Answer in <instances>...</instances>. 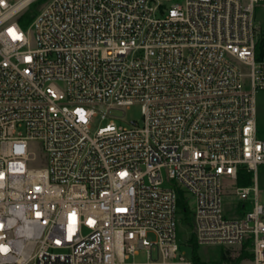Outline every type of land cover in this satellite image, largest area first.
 <instances>
[{"label": "built area", "instance_id": "built-area-1", "mask_svg": "<svg viewBox=\"0 0 264 264\" xmlns=\"http://www.w3.org/2000/svg\"><path fill=\"white\" fill-rule=\"evenodd\" d=\"M35 1L0 0V264H198L182 193L199 245L264 264V0H51L24 26Z\"/></svg>", "mask_w": 264, "mask_h": 264}, {"label": "rangeland", "instance_id": "rangeland-1", "mask_svg": "<svg viewBox=\"0 0 264 264\" xmlns=\"http://www.w3.org/2000/svg\"><path fill=\"white\" fill-rule=\"evenodd\" d=\"M49 2H51V0H37L33 2L27 8L26 11L30 12L32 18H34V16L38 14L43 8H45V6ZM255 19H256V23L264 30V2L257 5L255 10ZM31 20L27 21L25 26L29 25ZM31 34L33 35V31H31ZM240 66L244 73L250 72L249 66H246L242 63H240ZM248 82H249V78H248ZM257 101H258V119H257L258 129L260 136L264 137V91L258 93ZM110 113H111V117L114 118V120L118 124H121L122 126H128L130 121L141 122L142 120L140 102H134L129 106L115 107L111 109ZM107 121H109V118L104 120L102 123H105ZM99 122L100 120L98 118L94 121L93 125L96 127L99 124ZM43 161L45 163L46 160L44 159ZM237 186H238V182L236 183L229 179L225 180V188L228 190L227 191L228 193L230 189H234ZM225 199L228 201L230 206L232 205V202H234V198L230 194H228L225 197ZM190 201L191 203H193V199H190ZM258 201L264 204V166L260 167V171H259ZM226 206L228 207L227 204ZM191 236H192V229L190 228V226L180 221L179 230H178V239L180 242L181 250H183L187 255L193 256V247L189 243V239L191 238ZM226 249H231V248L223 245H215V244L214 245L198 244L197 253L200 256V258L204 261H218L221 257L222 252ZM231 250L233 256L238 255L240 251L239 249H231ZM145 259L146 257L142 253L136 256V260L144 261ZM240 264H253V263L251 259H245Z\"/></svg>", "mask_w": 264, "mask_h": 264}, {"label": "trees", "instance_id": "trees-1", "mask_svg": "<svg viewBox=\"0 0 264 264\" xmlns=\"http://www.w3.org/2000/svg\"><path fill=\"white\" fill-rule=\"evenodd\" d=\"M32 19V15L30 12H25L20 18L19 21L22 25H26L27 21ZM242 170L240 172V176L238 178V184L239 185H248L252 182V174L243 172ZM179 206L181 210V221L183 223H186L190 226V228H193L192 224V218H191V209L189 207V204L187 202V199L184 197L183 193L180 196L179 200ZM189 243L193 247V259L198 264H240L245 259H250L252 257V254L244 249L239 251L238 255L233 256L231 249H226L222 252L221 257L218 261H204L200 258V256L197 253L198 244L196 242L195 236L192 232V236L189 239Z\"/></svg>", "mask_w": 264, "mask_h": 264}]
</instances>
